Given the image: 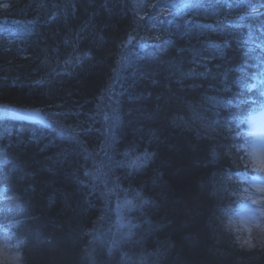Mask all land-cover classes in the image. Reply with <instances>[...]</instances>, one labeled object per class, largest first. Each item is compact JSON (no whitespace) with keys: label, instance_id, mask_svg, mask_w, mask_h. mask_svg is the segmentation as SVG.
<instances>
[{"label":"trees","instance_id":"obj_1","mask_svg":"<svg viewBox=\"0 0 264 264\" xmlns=\"http://www.w3.org/2000/svg\"><path fill=\"white\" fill-rule=\"evenodd\" d=\"M0 24V228L26 264H264V234L241 250L221 224L264 105V0H0Z\"/></svg>","mask_w":264,"mask_h":264},{"label":"clouds","instance_id":"obj_2","mask_svg":"<svg viewBox=\"0 0 264 264\" xmlns=\"http://www.w3.org/2000/svg\"><path fill=\"white\" fill-rule=\"evenodd\" d=\"M127 154L130 149H125ZM142 155L150 157L152 154L148 152L141 153ZM138 197H141V193L136 191L131 194H125L126 199L131 198L130 201H136ZM142 202L147 203L146 197L142 199ZM264 204L261 203H252ZM259 216L248 220L246 222H237L235 224V232L233 231V226L230 223V217L228 214H225L221 218V224L224 230L232 237L231 242L239 249H253L256 247V244L253 242V233L264 234V209H258ZM264 239V236L261 237ZM25 244V239L10 230L8 227L0 228V252L4 254L5 264L10 254H15L17 259V264H26V260L23 253V245Z\"/></svg>","mask_w":264,"mask_h":264},{"label":"rangeland","instance_id":"obj_3","mask_svg":"<svg viewBox=\"0 0 264 264\" xmlns=\"http://www.w3.org/2000/svg\"><path fill=\"white\" fill-rule=\"evenodd\" d=\"M6 114L36 121H45L43 113L38 109H13L9 107L6 109ZM250 126L253 134V140L249 145L250 153L258 163H264V112L260 117L252 118ZM246 213H251L248 207L245 208L243 214ZM248 220H250V217L245 216V222ZM0 264H5L4 254L2 252H0ZM6 264H17L15 254L9 255Z\"/></svg>","mask_w":264,"mask_h":264},{"label":"snow or ice","instance_id":"obj_4","mask_svg":"<svg viewBox=\"0 0 264 264\" xmlns=\"http://www.w3.org/2000/svg\"><path fill=\"white\" fill-rule=\"evenodd\" d=\"M7 7H8V5L6 4V5H5V8H7ZM257 191L260 192V193H264V188H262V187H261V188H258ZM249 198H250V197H249ZM254 202H255V203H261V202H264V196H262L260 199H254ZM125 203H127V204H131V201H127V200H126Z\"/></svg>","mask_w":264,"mask_h":264}]
</instances>
